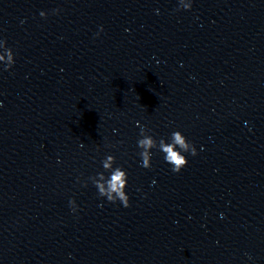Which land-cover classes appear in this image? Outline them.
Segmentation results:
<instances>
[{
    "label": "clouds",
    "instance_id": "1",
    "mask_svg": "<svg viewBox=\"0 0 264 264\" xmlns=\"http://www.w3.org/2000/svg\"><path fill=\"white\" fill-rule=\"evenodd\" d=\"M186 9H190L191 5H186ZM42 15V13H41ZM3 57H0L2 59ZM11 60V55L9 54ZM146 128L140 127V139L137 141V146L141 151L139 155L142 160V167L150 168V160L152 159V149H158L164 154L165 161L172 165L173 172H180L188 163L186 157L181 155V151L187 152L188 144L186 143V137L180 131H174L171 133L170 142H166L161 138L157 141L152 135L146 134ZM177 146L179 150H177ZM191 155H196L195 150L191 152ZM115 157L112 155L106 156L102 161V166L105 170L111 169L110 178L107 179L109 200H112L111 192H116L120 199L123 201L124 207H129V197L125 195L123 191L127 184V173L121 167L113 168ZM100 179H105L103 173H99ZM100 192L103 194L105 191L104 184H97Z\"/></svg>",
    "mask_w": 264,
    "mask_h": 264
}]
</instances>
